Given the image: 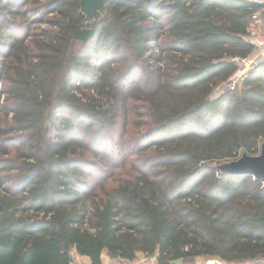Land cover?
Instances as JSON below:
<instances>
[{
    "label": "trees",
    "instance_id": "16d2710c",
    "mask_svg": "<svg viewBox=\"0 0 264 264\" xmlns=\"http://www.w3.org/2000/svg\"><path fill=\"white\" fill-rule=\"evenodd\" d=\"M80 2L0 0V264H264V182L214 166L259 153L264 62L212 98L261 6Z\"/></svg>",
    "mask_w": 264,
    "mask_h": 264
},
{
    "label": "water",
    "instance_id": "95a60500",
    "mask_svg": "<svg viewBox=\"0 0 264 264\" xmlns=\"http://www.w3.org/2000/svg\"><path fill=\"white\" fill-rule=\"evenodd\" d=\"M81 13L85 16V23H93L97 15L105 16L108 10V0H81ZM216 168L221 173L233 176H253L264 182V143L258 155L243 153L235 160L220 163Z\"/></svg>",
    "mask_w": 264,
    "mask_h": 264
},
{
    "label": "built area",
    "instance_id": "2783aa9c",
    "mask_svg": "<svg viewBox=\"0 0 264 264\" xmlns=\"http://www.w3.org/2000/svg\"><path fill=\"white\" fill-rule=\"evenodd\" d=\"M252 3H255L261 6V10L258 12L257 15H261L263 18L264 24V0H250ZM246 40L253 46L254 51L251 55L246 58H235L234 61L238 62L240 67L238 71L241 73H245L247 70L252 71L256 66L264 62V29H261L257 34H250L247 36ZM250 69V70H249ZM149 264H156L157 263V255H153L148 257Z\"/></svg>",
    "mask_w": 264,
    "mask_h": 264
},
{
    "label": "crops",
    "instance_id": "0c3cea01",
    "mask_svg": "<svg viewBox=\"0 0 264 264\" xmlns=\"http://www.w3.org/2000/svg\"><path fill=\"white\" fill-rule=\"evenodd\" d=\"M257 22L253 26V29L261 31L264 29V24L261 15H257ZM149 258L145 255L139 254L137 259L134 261H128L117 257H112L106 252L101 256V264H149ZM71 264H93L92 259L88 256L79 255L78 253H73V261ZM157 264V263H156Z\"/></svg>",
    "mask_w": 264,
    "mask_h": 264
},
{
    "label": "rangeland",
    "instance_id": "374dc122",
    "mask_svg": "<svg viewBox=\"0 0 264 264\" xmlns=\"http://www.w3.org/2000/svg\"><path fill=\"white\" fill-rule=\"evenodd\" d=\"M259 31L257 29H253V32L252 34L254 33H258ZM234 59H229V61H234ZM164 64V63H163ZM239 68H243L242 66L239 67ZM250 70V69H249ZM248 77V70L245 72V73H241L240 71H237L235 73V75L232 76V78L227 81L226 83L222 84L221 86L217 87L214 92L212 93V98H220L222 97V95H224L227 91H235V92H240L243 88V84H244V80ZM2 87V81H0V88ZM264 142H261L260 144V148H259V153L260 154V151H261V145L263 144ZM243 153L245 152H241L240 154L242 155ZM257 154V155H258ZM240 155V157H241ZM226 162V161H225ZM223 163V162H222ZM218 164L215 163L214 166L216 167ZM201 263H206V260H199ZM212 261V260H211ZM210 261V262H211ZM209 262V261H208ZM222 264H225V263H222Z\"/></svg>",
    "mask_w": 264,
    "mask_h": 264
}]
</instances>
